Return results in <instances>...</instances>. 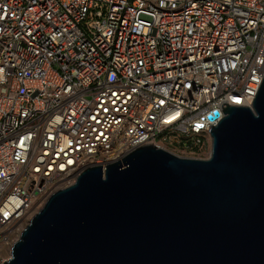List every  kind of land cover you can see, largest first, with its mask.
Returning a JSON list of instances; mask_svg holds the SVG:
<instances>
[{"label":"built area","instance_id":"obj_1","mask_svg":"<svg viewBox=\"0 0 264 264\" xmlns=\"http://www.w3.org/2000/svg\"><path fill=\"white\" fill-rule=\"evenodd\" d=\"M263 79L264 0H0V245L140 145L209 157Z\"/></svg>","mask_w":264,"mask_h":264},{"label":"water","instance_id":"obj_2","mask_svg":"<svg viewBox=\"0 0 264 264\" xmlns=\"http://www.w3.org/2000/svg\"><path fill=\"white\" fill-rule=\"evenodd\" d=\"M224 111L209 157L144 144L86 169L4 264H264V79L252 106Z\"/></svg>","mask_w":264,"mask_h":264},{"label":"rangeland","instance_id":"obj_3","mask_svg":"<svg viewBox=\"0 0 264 264\" xmlns=\"http://www.w3.org/2000/svg\"><path fill=\"white\" fill-rule=\"evenodd\" d=\"M12 253L11 246L8 244L0 245V264H4V262L10 258Z\"/></svg>","mask_w":264,"mask_h":264}]
</instances>
